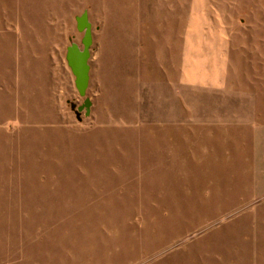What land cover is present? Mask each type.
I'll use <instances>...</instances> for the list:
<instances>
[{
	"label": "rangeland",
	"instance_id": "1",
	"mask_svg": "<svg viewBox=\"0 0 264 264\" xmlns=\"http://www.w3.org/2000/svg\"><path fill=\"white\" fill-rule=\"evenodd\" d=\"M0 264H264V0H0Z\"/></svg>",
	"mask_w": 264,
	"mask_h": 264
},
{
	"label": "water",
	"instance_id": "2",
	"mask_svg": "<svg viewBox=\"0 0 264 264\" xmlns=\"http://www.w3.org/2000/svg\"><path fill=\"white\" fill-rule=\"evenodd\" d=\"M78 28L79 31L84 32L82 39L83 47L81 48L76 42L69 45L67 48V62L76 75L75 82L80 95H86L89 87V80L91 78V66L89 62L91 57L90 47L93 43V26L88 19L87 12L83 13L81 17L78 18ZM84 107H86L89 111L88 99H86ZM72 108L75 110L77 117L80 119V113L83 106L78 107L77 104L73 102Z\"/></svg>",
	"mask_w": 264,
	"mask_h": 264
}]
</instances>
